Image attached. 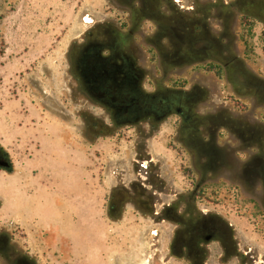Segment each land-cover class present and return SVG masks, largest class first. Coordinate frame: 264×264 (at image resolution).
Returning <instances> with one entry per match:
<instances>
[{
    "label": "rangeland",
    "instance_id": "1",
    "mask_svg": "<svg viewBox=\"0 0 264 264\" xmlns=\"http://www.w3.org/2000/svg\"><path fill=\"white\" fill-rule=\"evenodd\" d=\"M133 1L139 9L146 6L144 0ZM220 1L235 5L234 20L230 33L221 18L206 21L213 57L236 55L244 71L256 78L252 83L264 86L263 16L244 9L246 0ZM255 1L258 10L264 9V0ZM160 2L164 14L156 5L157 13L182 25L171 1ZM193 2L184 0L183 5ZM119 31L129 37L127 51L145 75L144 89L169 98L172 112L115 124L85 89L73 57L92 41ZM156 31L149 19L132 20L119 0H0V112L17 123L24 119V107L27 114L72 126L90 146L82 178L95 184L92 191L90 184L78 183L79 168L71 154L36 151V140L17 154L0 144V153L11 163V170L0 168V232L26 261L264 264V88H231L234 78L221 75L223 68L210 58L171 62L168 40L163 36L158 41ZM24 96L37 102L28 106ZM177 107L184 109L182 115ZM22 140L30 142V137L21 135ZM214 147L228 161L233 153L244 162L248 181L235 180L229 167L212 169L209 151ZM39 181L52 191L59 183L60 195L39 194L33 187ZM72 216L81 226L71 224ZM213 218L228 228V241L196 243L193 263L180 239L191 238L195 224L219 229ZM181 219L190 223L188 229ZM0 264L15 263L0 252Z\"/></svg>",
    "mask_w": 264,
    "mask_h": 264
},
{
    "label": "flooded vegetation",
    "instance_id": "2",
    "mask_svg": "<svg viewBox=\"0 0 264 264\" xmlns=\"http://www.w3.org/2000/svg\"><path fill=\"white\" fill-rule=\"evenodd\" d=\"M144 1H146V6L143 8L140 5V9L133 0H119V3L129 8L132 20L138 21L146 18L156 24L155 37L158 41L163 36L168 40L169 51L171 49L168 57L171 62L177 64L185 62L187 64L203 61L204 57L210 58L223 68L220 70L221 75L224 72L226 77L234 78V84L231 88H264V86H257L252 83L251 79L256 80V78L253 74H247L244 71V64L236 55L228 52L224 53L221 59L213 57L214 40L208 36L205 23L210 18H221L222 27L230 33V23L234 20L233 8L235 5L223 4L220 0H207L206 2L194 0L193 6H185L183 5L184 0H170L172 12L179 15L181 17L179 19L183 21L182 25H176V22L172 21L173 16L167 18L157 13L160 11L164 14L162 12L164 6L160 0ZM246 1L248 2L244 5V9L250 13L254 12V14L258 11L264 18V9L258 10L255 5L259 1ZM156 5L159 7L157 8L159 11L156 10ZM213 10L215 14H213ZM243 17L249 18L250 16L244 15ZM226 32L221 33L222 38L226 36ZM101 38L100 41L94 40L81 48V51L73 57V65L79 79L88 88L91 97L100 102L108 112L110 121L115 124H132L141 121L146 116L161 118L166 113L172 112L169 98L164 97V95L157 96L154 92L144 89L145 75L141 73L138 60L132 54L130 55L129 50L127 51L130 47L129 37L124 36L122 31H119L112 37L103 35ZM200 43L201 46H198ZM154 44L158 51L163 49L161 42ZM223 50L225 49L223 48ZM146 76L149 77L148 74ZM258 95L263 98V93L258 92ZM174 110L180 115L184 112L181 107ZM205 130L211 131V129ZM193 149L200 151L198 146H193ZM209 152L211 154L209 157H212L209 159L212 162V169L218 170L221 167H229L235 180L248 181L249 175H246L244 171V162L234 157L233 153H229L228 161L227 155L225 158L223 151L218 147H214L213 151ZM201 153L205 154L204 151ZM4 157V154L0 153V161L4 160ZM262 183L264 184V179ZM112 208L113 206H111ZM181 221L187 225L188 229L190 223L184 219ZM213 222L215 225L219 224V229L216 226L204 229L195 224L190 228L193 232L191 238L182 237L180 239V244L182 243L186 247L185 254L194 259L193 263H197L193 255V249L197 246H195L196 243L212 242L214 238H219L223 244L228 241L226 235L228 228L225 224L221 223L218 218H213ZM11 247L8 236L0 232V252L7 259H13L15 264H33L26 261L23 256L16 255L17 251L12 250ZM180 252L182 251L180 250Z\"/></svg>",
    "mask_w": 264,
    "mask_h": 264
},
{
    "label": "crops",
    "instance_id": "3",
    "mask_svg": "<svg viewBox=\"0 0 264 264\" xmlns=\"http://www.w3.org/2000/svg\"><path fill=\"white\" fill-rule=\"evenodd\" d=\"M24 97L26 99L25 101L28 103V106H32L34 102H37L35 98L32 99L31 97ZM3 100L4 98L0 99V106H2ZM24 109L26 108L23 107V112L25 114L24 119L17 123H15L16 121L12 117L8 116L7 112L3 114L0 112V144L4 147H10L17 154L20 149L26 148L28 143L33 146L34 141L36 140V143H39V146L34 148L36 151L42 152V150L50 149L63 154H71L70 156L75 157V160H72L74 161L75 167L79 168L77 170L79 176L78 183H85L88 185L90 184L92 186V191H94V182L85 181L82 178L84 173L81 174L83 171H86V166L90 163V158L88 156V150L90 149V146L86 145L80 140L79 134L75 132L72 126H70L68 123L59 122L55 119L54 122H50L40 115L34 116L33 114H27V111H24ZM21 135L26 136V138L30 137V142H27V140L20 141ZM93 147L95 148L94 143L91 145L92 149ZM56 163H58V161ZM62 166L63 167L61 169L64 170L65 165L62 164ZM26 179L29 178L26 177ZM9 183V186H11L12 183ZM36 184L37 185H34L33 187L39 194L43 193L48 197L60 195L59 190H56L59 186V183L55 184L56 188H53V191L45 188L41 181ZM65 184L68 185V183ZM2 186L3 185H1V187ZM0 199H3V197H0ZM61 218H63V216ZM80 221L81 220L79 218H75V216H72L70 219V222L73 226H81ZM128 262L129 261H127V264H129Z\"/></svg>",
    "mask_w": 264,
    "mask_h": 264
},
{
    "label": "water",
    "instance_id": "4",
    "mask_svg": "<svg viewBox=\"0 0 264 264\" xmlns=\"http://www.w3.org/2000/svg\"><path fill=\"white\" fill-rule=\"evenodd\" d=\"M88 91V88H85ZM0 168H4L6 170H11V163L4 159L0 161Z\"/></svg>",
    "mask_w": 264,
    "mask_h": 264
}]
</instances>
